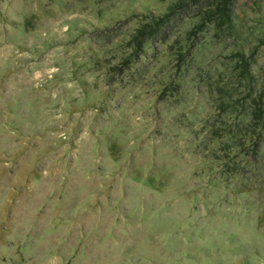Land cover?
<instances>
[{"label": "rangeland", "instance_id": "374dc122", "mask_svg": "<svg viewBox=\"0 0 264 264\" xmlns=\"http://www.w3.org/2000/svg\"><path fill=\"white\" fill-rule=\"evenodd\" d=\"M219 1L0 0V264H264V0Z\"/></svg>", "mask_w": 264, "mask_h": 264}, {"label": "trees", "instance_id": "16d2710c", "mask_svg": "<svg viewBox=\"0 0 264 264\" xmlns=\"http://www.w3.org/2000/svg\"><path fill=\"white\" fill-rule=\"evenodd\" d=\"M188 0H179V4H171L170 6V10L167 13H164L163 15H161L159 18L161 19L162 22H164V24H167L171 21V19H173V15H175V10L176 8H183L185 5H187ZM218 10L221 11L222 14H227V11L229 10V2H225L224 0H220L218 2ZM227 10V11H226ZM172 13V14H170ZM225 18V17H224ZM229 21V20H228ZM226 21V22H228ZM144 28H139L138 32L135 34V39H138L137 43L140 42L141 37H143V34H140L141 32H143ZM243 61H247L245 59H243ZM244 72L243 78H247V79H252V74L248 69H245L244 66L242 65L241 67ZM232 107V105H231ZM263 115H253L252 121H248V122H240V123H235L233 124H223L226 126V131H228V133H230V135H232L234 138H236L239 143L241 145H245L247 143L248 138L251 140L252 143L247 144L248 148H250L251 146H255V143H259V139L258 138L256 140L255 134V128L258 127L260 125V120L262 118ZM249 135V136H248ZM259 140V141H258ZM245 148V147H243ZM247 148V147H246ZM243 151H245V149H243Z\"/></svg>", "mask_w": 264, "mask_h": 264}]
</instances>
